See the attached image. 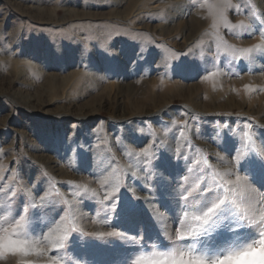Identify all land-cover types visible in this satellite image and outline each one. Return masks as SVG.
Segmentation results:
<instances>
[{
    "label": "rangeland",
    "instance_id": "374dc122",
    "mask_svg": "<svg viewBox=\"0 0 264 264\" xmlns=\"http://www.w3.org/2000/svg\"><path fill=\"white\" fill-rule=\"evenodd\" d=\"M262 241L264 0H0V264Z\"/></svg>",
    "mask_w": 264,
    "mask_h": 264
},
{
    "label": "snow or ice",
    "instance_id": "6c2138e0",
    "mask_svg": "<svg viewBox=\"0 0 264 264\" xmlns=\"http://www.w3.org/2000/svg\"><path fill=\"white\" fill-rule=\"evenodd\" d=\"M239 180L240 177H237ZM217 205H213V207L208 208L205 216H209L214 212L217 208ZM207 222V220H205ZM115 235V233H112ZM191 235V233H189ZM184 239V237H180ZM59 247V245H55ZM24 250V242L23 241H15L8 240V251L17 252ZM184 253H181V257L183 258ZM176 264V262H174ZM179 264H208V261L201 257H192L188 260L181 259ZM211 264H264V241L261 242L260 248H250L244 252L238 253L236 256L225 257L220 260H213Z\"/></svg>",
    "mask_w": 264,
    "mask_h": 264
}]
</instances>
